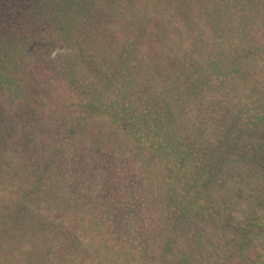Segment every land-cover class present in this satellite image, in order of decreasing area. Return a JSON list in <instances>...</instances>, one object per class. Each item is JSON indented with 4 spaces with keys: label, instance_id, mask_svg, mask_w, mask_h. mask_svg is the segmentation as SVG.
<instances>
[{
    "label": "trees",
    "instance_id": "obj_1",
    "mask_svg": "<svg viewBox=\"0 0 264 264\" xmlns=\"http://www.w3.org/2000/svg\"><path fill=\"white\" fill-rule=\"evenodd\" d=\"M34 66L72 131L19 94ZM246 113L264 123V0H0V142L24 159L0 168V264H264V181L253 205L223 176L258 165ZM23 114L33 132L2 125ZM230 246L244 256L221 262Z\"/></svg>",
    "mask_w": 264,
    "mask_h": 264
},
{
    "label": "rangeland",
    "instance_id": "obj_2",
    "mask_svg": "<svg viewBox=\"0 0 264 264\" xmlns=\"http://www.w3.org/2000/svg\"><path fill=\"white\" fill-rule=\"evenodd\" d=\"M103 2V1H102ZM44 11H46L45 8H43ZM104 19L102 15H98V18H94L93 21V25L96 28V31H100V29L103 30L104 27L103 25ZM152 33L149 32V35ZM152 35V34H151ZM30 42V41H29ZM41 62H38V64H40ZM33 72L32 73H22L21 75V89H20V93L24 92L25 94L29 95V97L31 99H33L34 104L38 105L39 108H42V105L48 106L50 108H53L55 111H59L62 118L64 119V121L68 123V127L69 130L72 131L73 130V124L69 121V113H68V109H67V104L65 102V100L60 96V94L58 92H56V90L54 89V87L50 84H48L44 79L42 80L41 78L43 76L40 75H44L45 72L44 70L37 68V67H33L32 68ZM50 76V75H48ZM18 94V95H19ZM211 99H209L208 103L210 102ZM225 104L224 108H220V107H216L215 109L213 108L212 110L210 109V107H208V111H206L207 113V117L210 120V122H212V124L218 125V123L221 120H225L227 117H229V121H225V123L223 125L220 126H228L232 122L233 118H234V114H228V112L230 111ZM24 118L23 120L20 119ZM19 118H16L15 120L8 122V121H4V123H2L3 126H5L6 128H13L15 130H17L18 128H24V132H33L35 125L38 126V118H30L27 117L25 118V115H21ZM222 118V119H221ZM30 119L32 121H30ZM231 120V121H230ZM244 122H246V124L248 126H250V130H255V131H264V123H257V121H253L251 119V117L249 116V114H245L244 115ZM234 123H236V126L239 127V124H237V122L234 121ZM48 126V125H47ZM260 128L259 130L255 129V128ZM38 128V127H37ZM249 131V130H248ZM251 132V131H249ZM256 133V132H255ZM37 136L41 139L44 140L45 138L49 139L50 135L49 133L47 134H41L38 133H34V137L37 138ZM86 139V138H84ZM246 140H248L250 142L251 145L248 144L249 146V156H251V161L256 162L258 165H254V163H252L251 165H244V161L245 159H241V157H237V159H235V161L231 162V165L229 166L228 170H226L223 173V176L228 177V176H233V178L235 177L236 179L239 180V186H241V190L244 192L246 197H249L251 199H249L248 201H245V197L243 198V202H248L250 204L254 205V195L257 196L260 194V191L257 187L254 186H247V189L244 188V184L246 182L248 183H254L257 180L260 181H264V164L261 163L260 157H264V136H255L254 134L249 136L248 134L246 135ZM38 143V141H36L34 143L35 144ZM48 144H50L51 146H54V141L51 140L50 142H47ZM9 145L1 143L0 142V168L3 166L4 170H7L6 173H4L3 178L7 179L9 175L11 174H16V175H20L24 172V170L22 172H16L15 170L17 169V167H20L21 165H23V160L21 157H17L18 155L14 154L12 155H8V151L9 148L12 150L11 147H8ZM7 148V149H6ZM33 152H31L30 154H27L28 156H31L32 161L37 160L39 157V153H36L37 149L33 148ZM34 153V154H33ZM42 154V153H41ZM47 154H53L52 152H48ZM14 157V159H13ZM17 158V159H16ZM28 158V157H27ZM33 158V159H32ZM37 162V161H36ZM6 165H8L9 169L7 167H5ZM26 168L30 169L32 167V165H25ZM10 172V173H9ZM42 169L35 166L34 168H32L30 170V173H28V175L30 177L36 176L37 174L41 173ZM9 173V174H8ZM54 173V171H48L49 175H52ZM251 173V174H250ZM245 176V177H244ZM229 178V177H228ZM224 203V202H223ZM229 206H231L229 202H227ZM235 203V202H234ZM226 204V203H224ZM236 204V203H235ZM238 205V203L236 204ZM238 225H228L226 228H222L223 230H226V232L228 233L225 238H230V236H237V234H240L241 231L238 229ZM222 229L220 231H222ZM248 234V233H247ZM261 240L258 241L262 242V235H260ZM223 236L221 237H217L216 238V242H225L227 241ZM238 252V251H237ZM233 250L232 246L230 247H226V249L221 252L220 256L218 257L219 260L222 262H230L231 260L235 262H237L238 258L243 257L244 255H242L241 253H237Z\"/></svg>",
    "mask_w": 264,
    "mask_h": 264
},
{
    "label": "clouds",
    "instance_id": "obj_3",
    "mask_svg": "<svg viewBox=\"0 0 264 264\" xmlns=\"http://www.w3.org/2000/svg\"><path fill=\"white\" fill-rule=\"evenodd\" d=\"M69 51L70 50H68V49H65V50L54 49L52 51V53H51L50 59H53L54 60L58 54H67Z\"/></svg>",
    "mask_w": 264,
    "mask_h": 264
}]
</instances>
